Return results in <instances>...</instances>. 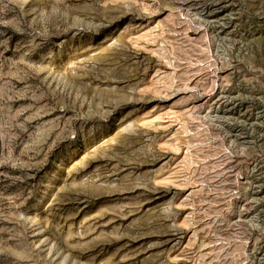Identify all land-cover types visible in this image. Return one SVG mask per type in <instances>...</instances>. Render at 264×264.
I'll return each instance as SVG.
<instances>
[{
	"label": "rangeland",
	"instance_id": "rangeland-1",
	"mask_svg": "<svg viewBox=\"0 0 264 264\" xmlns=\"http://www.w3.org/2000/svg\"><path fill=\"white\" fill-rule=\"evenodd\" d=\"M0 264H264V0H0Z\"/></svg>",
	"mask_w": 264,
	"mask_h": 264
}]
</instances>
